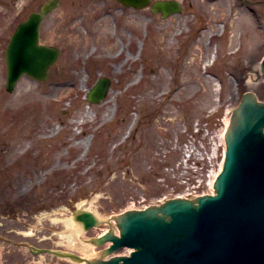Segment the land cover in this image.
I'll return each mask as SVG.
<instances>
[{"label": "rangeland", "instance_id": "374dc122", "mask_svg": "<svg viewBox=\"0 0 264 264\" xmlns=\"http://www.w3.org/2000/svg\"><path fill=\"white\" fill-rule=\"evenodd\" d=\"M42 1H29L19 15ZM179 1L182 11L162 18L115 0H59L41 28L43 41L61 47L60 60L45 83L24 76L12 92L4 88L9 35H0V264H78L33 253L26 243L82 253L60 237L64 219L80 202L106 218L120 212L130 196L139 201L159 195L163 169L153 151L159 139L177 146L182 156V120L200 119L216 108L208 120L212 129L222 114L215 85L202 68L213 54L210 71L226 81L221 104L237 96L227 71L238 79L239 93L250 89L262 98L264 1ZM23 3L0 0V28L14 25L16 6L20 11ZM102 75L112 79L111 89L100 104L88 103L81 80L88 76L89 87ZM65 89L70 96L56 100ZM107 224L79 240L91 243Z\"/></svg>", "mask_w": 264, "mask_h": 264}, {"label": "water", "instance_id": "95a60500", "mask_svg": "<svg viewBox=\"0 0 264 264\" xmlns=\"http://www.w3.org/2000/svg\"><path fill=\"white\" fill-rule=\"evenodd\" d=\"M125 5L142 7L149 0H119ZM56 0L45 3L40 13H33L29 22L35 28L43 13ZM153 11L166 16L179 7L174 1H156ZM18 34L15 49L20 45ZM13 53L10 81L25 70L36 76L44 75L48 67L35 37L30 36ZM56 58L51 54L50 60ZM264 77V60L261 64ZM105 85L95 95H104ZM98 100V99H93ZM264 102L252 92L243 94L234 109L226 131V156L223 170L215 182L216 194L196 199H174L142 211H128L116 217L120 236L108 233L101 241L112 244L103 253L121 246L135 250L129 256L108 260L84 259L87 264H264ZM85 228L96 220L90 212L78 216ZM70 257H75L69 254ZM80 259V258H78Z\"/></svg>", "mask_w": 264, "mask_h": 264}, {"label": "bare ground", "instance_id": "6f19581e", "mask_svg": "<svg viewBox=\"0 0 264 264\" xmlns=\"http://www.w3.org/2000/svg\"><path fill=\"white\" fill-rule=\"evenodd\" d=\"M210 63H211V58L205 60V66L209 65ZM211 79L213 81V78L210 77V80ZM248 81L251 82L252 78L250 77L248 79ZM235 90L237 92L236 88H235ZM84 203H86V201ZM84 203L80 202L78 206L83 207V206H85ZM86 209L90 210L89 207H87ZM96 218L94 217V219H96ZM64 222H65V230L60 233L61 239H63V241L68 246H70L69 248H71V249L77 248V249H80L82 251V254H85V253L89 254L92 251V245L93 244L88 243V242L83 243L82 241L79 240L80 238L78 237L79 235H81L84 232L82 224L79 221L75 220V218L73 217V214L66 217L64 219Z\"/></svg>", "mask_w": 264, "mask_h": 264}]
</instances>
